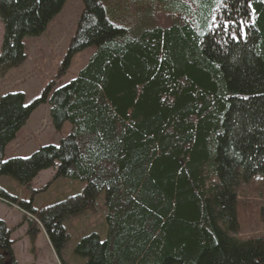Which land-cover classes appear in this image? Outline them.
<instances>
[{
  "label": "trees",
  "instance_id": "1",
  "mask_svg": "<svg viewBox=\"0 0 264 264\" xmlns=\"http://www.w3.org/2000/svg\"><path fill=\"white\" fill-rule=\"evenodd\" d=\"M66 1L0 0V74L23 62V41L43 34ZM81 1L60 72L92 48L86 65L27 107L21 93L0 97V178L29 189L54 168L53 181L84 187L36 212L1 190L0 200L35 217L27 236L41 227L59 264L64 222L100 195L105 239L93 233L73 249L85 264H264V237H238L237 197L264 177V0ZM213 18L235 23L210 29ZM42 104L69 134L4 162ZM9 235L0 221V264H16Z\"/></svg>",
  "mask_w": 264,
  "mask_h": 264
},
{
  "label": "rangeland",
  "instance_id": "2",
  "mask_svg": "<svg viewBox=\"0 0 264 264\" xmlns=\"http://www.w3.org/2000/svg\"><path fill=\"white\" fill-rule=\"evenodd\" d=\"M81 11V0H67L43 34L23 41V62L0 74V97L21 93L24 104L29 105L41 98L45 91L49 93L75 78L94 52L92 48H88L76 54L65 72H60ZM2 39L3 27L0 22V51ZM49 113L48 104L39 105L31 113L15 139L5 147L4 162L15 158H28L47 145L57 146L69 134L68 124H64L59 131L53 128ZM54 174V169L38 173L29 189L21 187L8 177H1L0 190L13 196L16 201L30 203L35 212L82 191V182L66 179L53 181ZM237 197L240 204L238 237H264V177H256L248 185H241L237 190ZM105 214L103 195H100L94 209L64 222L62 227L67 241L62 259L65 264H85L84 260L73 255V249L83 237L93 233L101 241L105 239ZM0 220L10 232L9 239L16 264H59L41 227L34 234L32 242L27 236L28 225L25 221L36 223L33 215L25 213L17 205L0 201Z\"/></svg>",
  "mask_w": 264,
  "mask_h": 264
},
{
  "label": "snow or ice",
  "instance_id": "3",
  "mask_svg": "<svg viewBox=\"0 0 264 264\" xmlns=\"http://www.w3.org/2000/svg\"><path fill=\"white\" fill-rule=\"evenodd\" d=\"M37 2H39V0H37ZM219 3H220L221 5H223L224 0H219ZM234 23H235L234 21L224 20V21L221 22L220 25H218V24L215 23V18H213V24L210 25L209 27H210V29H211V27H213V26H216V27H220V26H222L224 30H227V29L230 27V25H231V24H234ZM239 31H240V36H241V38H243V37L245 36V33H244V31H243V25H241ZM235 32H236V29H233V32H232V38H233V39H236ZM62 87H63V86H62ZM57 91H59V89H57ZM25 107H27V105H25Z\"/></svg>",
  "mask_w": 264,
  "mask_h": 264
},
{
  "label": "crops",
  "instance_id": "4",
  "mask_svg": "<svg viewBox=\"0 0 264 264\" xmlns=\"http://www.w3.org/2000/svg\"><path fill=\"white\" fill-rule=\"evenodd\" d=\"M51 169H54V168H51ZM48 170H50V169H48ZM48 170H45V171H48ZM45 171H42V172H45ZM42 172H40V173H42ZM40 173H39V174H40Z\"/></svg>",
  "mask_w": 264,
  "mask_h": 264
},
{
  "label": "bare ground",
  "instance_id": "5",
  "mask_svg": "<svg viewBox=\"0 0 264 264\" xmlns=\"http://www.w3.org/2000/svg\"><path fill=\"white\" fill-rule=\"evenodd\" d=\"M41 190H42V189H41ZM25 213H26V212H25ZM16 227H17V226H16ZM27 228H28V227H27ZM27 228H26V229H27ZM13 233H14V232H13Z\"/></svg>",
  "mask_w": 264,
  "mask_h": 264
}]
</instances>
